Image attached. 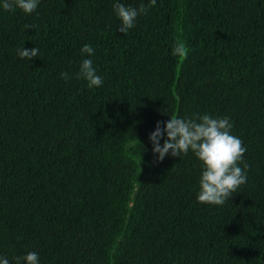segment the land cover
I'll return each instance as SVG.
<instances>
[{"label": "trees", "instance_id": "trees-1", "mask_svg": "<svg viewBox=\"0 0 264 264\" xmlns=\"http://www.w3.org/2000/svg\"><path fill=\"white\" fill-rule=\"evenodd\" d=\"M114 3L0 8V254L264 264V0H157L127 34ZM86 43L100 87L76 76ZM194 113L229 116L247 148V182L223 205L197 200L194 154L151 151L157 121Z\"/></svg>", "mask_w": 264, "mask_h": 264}, {"label": "clouds", "instance_id": "clouds-1", "mask_svg": "<svg viewBox=\"0 0 264 264\" xmlns=\"http://www.w3.org/2000/svg\"><path fill=\"white\" fill-rule=\"evenodd\" d=\"M156 2L157 0H150L148 6L141 4L137 8L121 0H115L113 8L120 20L118 30L127 34L135 26L141 13L146 14L148 7L155 5ZM40 3L41 0H0V8L10 12L20 9L32 14L36 12ZM176 51L183 52L184 46L178 45ZM81 53L87 56L79 64L77 78L85 80L89 88L102 86L104 77L98 73L92 58L95 54L94 47L86 43L82 46ZM17 54L20 58H27L30 61L34 57H42L38 46L32 48L23 46L17 50ZM60 75L66 81L72 78V74L67 71L61 72ZM233 127L234 123L227 115L194 113L191 116H170L166 121H157L148 138L152 144L151 151L157 160L162 161L168 155L181 158L189 152L194 154L202 164L197 200L206 204L223 205L242 184L247 182V169L250 168L246 162L241 167L247 148L242 139L232 132ZM13 260L15 264H41L40 254L34 250L12 259L0 254V264H13Z\"/></svg>", "mask_w": 264, "mask_h": 264}]
</instances>
